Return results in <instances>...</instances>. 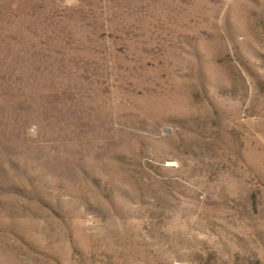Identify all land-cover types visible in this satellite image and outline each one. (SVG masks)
<instances>
[{
  "label": "rangeland",
  "instance_id": "374dc122",
  "mask_svg": "<svg viewBox=\"0 0 264 264\" xmlns=\"http://www.w3.org/2000/svg\"><path fill=\"white\" fill-rule=\"evenodd\" d=\"M0 264H264V0H0Z\"/></svg>",
  "mask_w": 264,
  "mask_h": 264
}]
</instances>
